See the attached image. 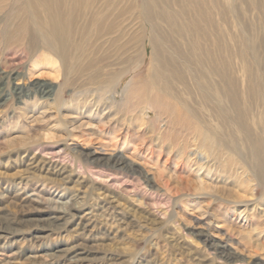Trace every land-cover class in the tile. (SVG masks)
<instances>
[{"label": "rangeland", "instance_id": "rangeland-1", "mask_svg": "<svg viewBox=\"0 0 264 264\" xmlns=\"http://www.w3.org/2000/svg\"><path fill=\"white\" fill-rule=\"evenodd\" d=\"M112 2V17L97 47H86L82 62L83 68L103 60V67L118 64L115 72L128 69L117 87L118 102L130 84L148 80L160 60L157 53L166 51L178 63L181 76L173 93L187 111L206 114L205 125L225 132L236 156V146H245V152L251 142L264 148V0H151L153 15L166 20L159 21L162 39L155 35V46L148 38L151 27L140 38L141 1ZM42 70L33 71L21 49L3 51L0 45V224L9 227L0 241V264H70L28 257L75 244L71 230L77 213H90L94 222L93 233L83 240L89 264H264L262 181L249 183L255 188L249 198V186L236 185L240 180L228 161L221 173L226 183L203 195L192 177L172 172V162L163 167L165 154L159 163L157 153L149 158L156 142L174 152L182 128L192 127L176 114L166 131L131 128L127 141L121 138L127 128L115 129L120 137L110 141L79 115L65 126L64 104H87L97 86L72 90L73 82ZM42 84L53 94L44 116L40 103L48 101L26 106L33 103L34 86ZM146 94L135 100L139 107ZM113 112L110 119L116 122L125 109ZM233 200L253 204L248 218H240L243 208ZM56 215L61 222L44 221ZM37 235L42 239L36 243Z\"/></svg>", "mask_w": 264, "mask_h": 264}, {"label": "bare ground", "instance_id": "bare-ground-1", "mask_svg": "<svg viewBox=\"0 0 264 264\" xmlns=\"http://www.w3.org/2000/svg\"><path fill=\"white\" fill-rule=\"evenodd\" d=\"M140 1L139 12L142 11L144 17L140 38L142 40L143 36L144 39V36H147L144 34L146 33V28L151 27L152 31L148 38L151 45L155 46V35L159 39L161 37L158 33L159 25H161L159 21L163 22L166 20L165 18L163 19V16L153 15L151 0ZM112 3V0H105V5H99L97 0H0V45L3 47V51H7L11 47L13 49H21L25 58L32 62L33 71L37 68L48 69L50 73L55 74V79L61 76L63 81L73 82L72 90L80 91L97 86L96 90L89 91L92 98L86 97L84 102H87V104L82 106L80 104H64L67 114L63 113V120L66 121L64 122L65 126L69 125L71 127L73 124H71L72 122L68 123L69 120L67 119L72 117L76 119V115H79L84 119H89V122H87L89 127L98 130L99 134L110 135V141L120 137L119 135L116 136L117 131L115 129L120 131L127 128V134L121 137L127 141L129 129L131 128L139 130V128L144 126V128L152 131L155 129L160 132L166 131L170 123H172L171 117L176 114L178 119H184L192 126L191 128L184 126L182 132L180 131L181 137L178 136L180 145L176 149L174 148V152L169 147L165 152L161 145L159 146L156 142L154 143L156 152H151L152 150L150 151L148 148L150 153L146 155H150L151 157L149 158H152L157 153V158H155L157 159L156 162L159 163L161 162L159 158L165 154L167 157L164 160L163 167L167 163L172 162L174 166L172 172H183L192 177L195 183V190L202 192L201 194L203 195L206 192L216 191V186L226 183L227 178H224L225 176L223 177L221 173L224 174L225 172L222 167L223 163H228L229 161L231 163L230 166L233 167V174L240 180L236 185H248L247 196L249 198L254 197L253 189L255 188L249 183H255V179H259V181L264 183V148H258L254 142H251L245 152V146H236L239 154L236 156L231 153L233 150L228 145V142L224 141L225 132L211 130L205 125L206 114L199 115L187 111L185 109L187 107L186 103L182 100L180 102L177 94L173 93L175 90L174 80L180 79L181 76L178 63L168 57L165 54L167 53L165 50V52L160 50L157 53L160 58V60L158 59L159 65L157 64L155 70L149 75L148 80L145 83L134 82L130 84L122 93V99L119 102L117 99V87L128 72V69L115 72V66L118 64L111 62L107 64L108 66L103 67V60L88 63V66L83 68L82 57L87 52L86 47H97L98 41L105 30V24L112 17ZM195 10L200 13L199 9ZM110 30H108V33L111 32ZM161 42L166 45V41L161 40ZM82 80L84 82L78 86ZM16 90L19 96L23 94L21 89ZM145 92L147 93L146 98L148 96L147 100H145V106L139 107L135 100ZM32 93L34 94L33 103L26 106L34 109L39 104V101L43 99L48 101L47 103H40L42 109L45 110L41 113L44 116L47 113L46 111L51 110L52 107V104L49 103L53 97L51 89L44 84L37 85L32 89ZM120 108L125 109V114L121 115L119 119L116 118L115 122V119H110L114 115L113 109L118 110ZM131 113L134 114L131 115ZM151 114L154 117H151ZM113 117H116V115ZM177 132L179 131L177 130ZM139 146L140 144L134 145L135 149L139 148ZM122 161L123 158H119L117 162ZM231 203L243 208L242 212L239 213L240 218L244 219L245 216L248 218L253 212L254 207L250 209L253 204L248 200L243 202L233 200ZM261 212L264 213V211ZM77 217L78 220L76 224L74 223L75 225H73L71 230L77 240L75 244L60 248L54 254H32L28 258L34 262L68 259L70 264L92 263L93 261L86 257L83 251L86 247L83 240L90 237L93 233L94 222L91 220L90 213H77ZM44 221L51 225L61 222L62 217L56 215L46 218ZM8 230L9 227L7 228L0 224V241L7 236ZM17 233L18 231L13 230V235H17ZM41 239L42 237L39 235L34 237L36 243Z\"/></svg>", "mask_w": 264, "mask_h": 264}]
</instances>
